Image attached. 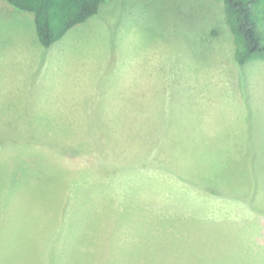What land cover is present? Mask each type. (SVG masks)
<instances>
[{
    "label": "rangeland",
    "instance_id": "rangeland-1",
    "mask_svg": "<svg viewBox=\"0 0 264 264\" xmlns=\"http://www.w3.org/2000/svg\"><path fill=\"white\" fill-rule=\"evenodd\" d=\"M235 48L224 0H106L51 47L0 0V264H264V61Z\"/></svg>",
    "mask_w": 264,
    "mask_h": 264
},
{
    "label": "trees",
    "instance_id": "trees-1",
    "mask_svg": "<svg viewBox=\"0 0 264 264\" xmlns=\"http://www.w3.org/2000/svg\"><path fill=\"white\" fill-rule=\"evenodd\" d=\"M16 10L33 15L40 43L51 47L65 37L73 28L86 23L99 13L101 4L106 0H5ZM226 23L235 39V57L240 65L252 61H264V0H224ZM187 243L178 233L169 234L162 242L167 250V258H174L180 252L195 249L183 248ZM181 245V247H180ZM155 249V248H154ZM179 254V256H180ZM170 260V258H169ZM180 260V258H179ZM221 259H184L182 264H220Z\"/></svg>",
    "mask_w": 264,
    "mask_h": 264
},
{
    "label": "crops",
    "instance_id": "crops-1",
    "mask_svg": "<svg viewBox=\"0 0 264 264\" xmlns=\"http://www.w3.org/2000/svg\"><path fill=\"white\" fill-rule=\"evenodd\" d=\"M3 54L1 53V56H2Z\"/></svg>",
    "mask_w": 264,
    "mask_h": 264
}]
</instances>
